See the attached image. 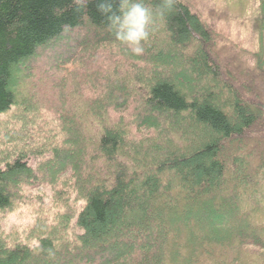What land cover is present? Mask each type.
Returning <instances> with one entry per match:
<instances>
[{
	"label": "trees",
	"instance_id": "16d2710c",
	"mask_svg": "<svg viewBox=\"0 0 264 264\" xmlns=\"http://www.w3.org/2000/svg\"><path fill=\"white\" fill-rule=\"evenodd\" d=\"M259 6L236 44L222 11L174 0L133 55L96 0H0V116L21 107L0 144V210L26 204V185L54 190L27 231L0 237V264H264ZM49 87L57 124L41 136Z\"/></svg>",
	"mask_w": 264,
	"mask_h": 264
},
{
	"label": "rangeland",
	"instance_id": "374dc122",
	"mask_svg": "<svg viewBox=\"0 0 264 264\" xmlns=\"http://www.w3.org/2000/svg\"><path fill=\"white\" fill-rule=\"evenodd\" d=\"M195 10L202 12L207 19L211 18L212 9L222 11V18L220 17L215 22L217 27L224 32L232 41L236 44H246L249 43L253 38V31H251V23L254 16L257 14L259 9L260 0H190ZM74 40H78L76 34H71ZM57 53V52H55ZM44 58L41 63L38 64L41 71L48 68L51 64L52 53L50 51L44 52ZM52 60V59H51ZM72 64L67 65V70L65 74L69 73L73 69ZM29 89L30 83H27ZM26 90L21 92V96L25 97ZM57 97V91L52 87L48 89H43L36 95V103L34 105L35 109L40 108L44 111L40 112L39 123L35 127V131L40 132L46 126L56 125L57 121L54 118V114L45 110H50L51 108L43 105L42 103H54ZM43 105V106H42ZM21 108V107H20ZM20 108L14 107V109L6 114L0 116V144L5 145V141L8 136H11L14 132L16 117L20 114ZM6 127V128H5ZM8 130L6 132L5 130ZM7 136V137H6ZM30 164L36 166L40 161L41 157L32 155L30 157ZM1 167L3 164H0ZM24 194L28 198V202L23 204L13 210H0V237L10 234L12 232H19L23 234L27 231L35 220V205L37 199H42L46 203H52L54 190L53 188L46 184L41 183L39 185H26L24 187ZM49 207V206H48Z\"/></svg>",
	"mask_w": 264,
	"mask_h": 264
},
{
	"label": "clouds",
	"instance_id": "9594fccd",
	"mask_svg": "<svg viewBox=\"0 0 264 264\" xmlns=\"http://www.w3.org/2000/svg\"><path fill=\"white\" fill-rule=\"evenodd\" d=\"M77 10L87 7L90 0H75ZM174 6V0H158L151 6L147 0H96V7L105 17L108 29L115 39L133 55L144 52L158 20L165 19Z\"/></svg>",
	"mask_w": 264,
	"mask_h": 264
}]
</instances>
